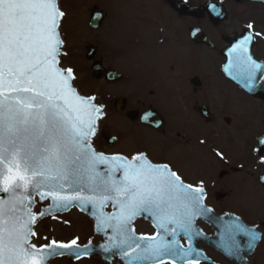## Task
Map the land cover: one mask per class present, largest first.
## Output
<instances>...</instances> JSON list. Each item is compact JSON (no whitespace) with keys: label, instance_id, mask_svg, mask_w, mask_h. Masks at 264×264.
<instances>
[{"label":"flooded vegetation","instance_id":"flooded-vegetation-1","mask_svg":"<svg viewBox=\"0 0 264 264\" xmlns=\"http://www.w3.org/2000/svg\"><path fill=\"white\" fill-rule=\"evenodd\" d=\"M117 1H94L86 21L92 41L83 46L75 66L68 64L76 77L88 73L90 93L81 91L104 105L106 118L95 137L96 149L128 157L144 152L153 163L169 164L185 183L198 186L203 181L204 203L213 213L196 220L203 233L194 242L201 253L199 264H264V180L260 179L264 165L255 155L256 138L264 134V126L261 131L250 126L242 133L249 115L246 104L264 106V101L247 94L226 71L229 49L247 34L253 36L250 54L264 64V3ZM248 24L253 27L248 29ZM49 204L46 199L33 211ZM105 210L111 211V206ZM219 217H239L260 233L254 248L239 254L242 259L229 255L234 263L220 246ZM50 225L65 233L68 229L71 236L55 238ZM134 226L138 234L157 231L146 216L138 217ZM34 227L33 242L38 245L79 237L81 245L91 240L95 247L80 260L63 255L49 264H123L119 256L99 247L106 237L96 231L90 209L73 205L67 211L53 210ZM181 243L187 247V238L182 236Z\"/></svg>","mask_w":264,"mask_h":264},{"label":"snow or ice","instance_id":"snow-or-ice-1","mask_svg":"<svg viewBox=\"0 0 264 264\" xmlns=\"http://www.w3.org/2000/svg\"><path fill=\"white\" fill-rule=\"evenodd\" d=\"M65 15L59 0H0V264L90 256L92 241L81 245L79 237L33 242L40 217L72 205L91 210L96 231L106 237L99 247L123 264H199L194 242L203 233L196 220L213 213L203 181L185 183L144 152L128 157L96 149L106 112L95 95L78 90L74 69L62 66ZM252 39L247 34L232 45L226 67L249 90L264 81V65L249 52ZM259 144L264 148V138ZM36 197L52 203L35 212ZM142 216L152 220L154 234L137 233L134 222ZM217 219L220 246L229 255L242 259L261 238L239 217Z\"/></svg>","mask_w":264,"mask_h":264},{"label":"rangeland","instance_id":"rangeland-1","mask_svg":"<svg viewBox=\"0 0 264 264\" xmlns=\"http://www.w3.org/2000/svg\"><path fill=\"white\" fill-rule=\"evenodd\" d=\"M95 0H60V5L62 10L66 13L62 29L65 32V51L68 53L69 56L67 58L62 57V60H65L66 63H63V67H69L68 64L75 66L73 64V61L76 62V59L79 58L80 52L83 50V46L86 44H90L92 41L91 32L89 31V28L87 26V17H88V11ZM115 2H118L115 0ZM87 80V81H84ZM89 75L84 74V72H79L77 76V85L78 87L83 91V93H90L91 90V82H88ZM90 81V80H89ZM248 107L246 110L249 115H246L247 119L243 120L242 124V133H245V129L249 128H255L257 126V129L261 131L262 126H264V106L259 104L258 102L248 103L246 104ZM243 113H246L243 109ZM248 124V125H247ZM248 126V127H247ZM244 149V147H243ZM79 223V222H78ZM76 225V232L79 229L80 223ZM52 230V236L54 235L57 239H67L71 236L70 232H68V229L65 233V231H62V229H56L53 228V226L50 225V230ZM46 234V233H45ZM49 237V236H48Z\"/></svg>","mask_w":264,"mask_h":264},{"label":"water","instance_id":"water-1","mask_svg":"<svg viewBox=\"0 0 264 264\" xmlns=\"http://www.w3.org/2000/svg\"><path fill=\"white\" fill-rule=\"evenodd\" d=\"M253 1H264V0H253ZM241 85H242V88L243 89H245V91H247L250 95H252V96H254V97H257V98H261V99H263L264 100V81H260L259 79H258V82H257V87H255V89H253V90H249V89H246L244 86H243V84L242 83H240ZM261 138H264V136H262V137H259V138H257V148H260L261 150L259 151V152H257L256 151V153H257V155H261L262 154V152L264 151V148H262L261 147V145L259 144V141H260V139ZM264 164V163H263ZM38 203H41L42 204V202H40L39 201V197H38ZM79 207V206H78ZM88 211V210H87ZM49 214V213H48ZM48 214H46V215H48ZM45 215V216H46ZM44 217V216H43ZM93 253V252H92ZM228 253V252H227ZM65 255H67V254H65ZM228 255V254H227ZM56 256H59V255H56ZM69 256V255H68ZM53 257H55V256H53ZM69 257H72V256H69ZM52 258V257H51ZM50 258V259H51ZM49 259V260H50ZM233 259V260H232ZM230 260H232V261H234V258H231ZM49 262V261H48Z\"/></svg>","mask_w":264,"mask_h":264},{"label":"bare ground","instance_id":"bare-ground-1","mask_svg":"<svg viewBox=\"0 0 264 264\" xmlns=\"http://www.w3.org/2000/svg\"><path fill=\"white\" fill-rule=\"evenodd\" d=\"M36 204H38L40 207H42V206H43V204H41V203H38V202H36Z\"/></svg>","mask_w":264,"mask_h":264}]
</instances>
